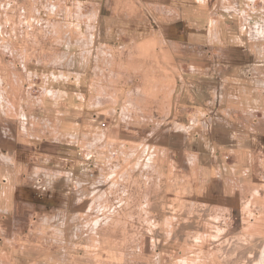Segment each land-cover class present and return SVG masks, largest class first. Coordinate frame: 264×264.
I'll use <instances>...</instances> for the list:
<instances>
[{"label": "rangeland", "instance_id": "1", "mask_svg": "<svg viewBox=\"0 0 264 264\" xmlns=\"http://www.w3.org/2000/svg\"><path fill=\"white\" fill-rule=\"evenodd\" d=\"M0 264H264V0H0Z\"/></svg>", "mask_w": 264, "mask_h": 264}]
</instances>
